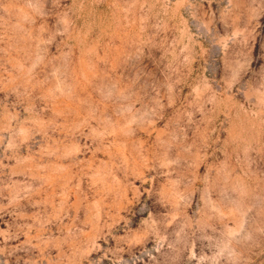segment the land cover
Listing matches in <instances>:
<instances>
[{"label": "rangeland", "instance_id": "374dc122", "mask_svg": "<svg viewBox=\"0 0 264 264\" xmlns=\"http://www.w3.org/2000/svg\"><path fill=\"white\" fill-rule=\"evenodd\" d=\"M0 264H264V0H0Z\"/></svg>", "mask_w": 264, "mask_h": 264}]
</instances>
